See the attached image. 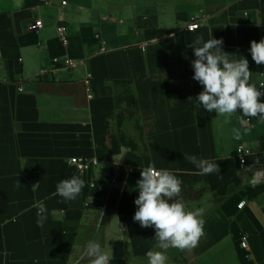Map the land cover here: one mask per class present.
I'll return each mask as SVG.
<instances>
[{
    "label": "crops",
    "instance_id": "crops-1",
    "mask_svg": "<svg viewBox=\"0 0 264 264\" xmlns=\"http://www.w3.org/2000/svg\"><path fill=\"white\" fill-rule=\"evenodd\" d=\"M173 2L0 0V264H90L89 240L112 253L111 264H148L147 251L159 249L154 227L133 220L136 182L149 164L179 179L199 174L184 153L217 161L222 178L187 183L205 188L184 201L186 210H203L205 234L191 250L169 248L166 264H264V177L254 182L247 168L264 170V120L241 124V110L220 116L188 99L203 90L191 65L197 36L222 38L231 58L249 61L250 83L264 85V64L249 51L264 38V0ZM74 158L88 167L80 172ZM113 166L127 174L103 224ZM73 175L85 181L81 194L53 195Z\"/></svg>",
    "mask_w": 264,
    "mask_h": 264
},
{
    "label": "clouds",
    "instance_id": "clouds-1",
    "mask_svg": "<svg viewBox=\"0 0 264 264\" xmlns=\"http://www.w3.org/2000/svg\"><path fill=\"white\" fill-rule=\"evenodd\" d=\"M189 47L195 56L191 62L193 79L203 86L194 101L192 97L188 98L197 109L203 108L209 113L228 117L241 110V124L247 123L251 118L264 119V102L260 99L264 92L259 90L264 89V85L258 89L255 84L250 83L252 72L246 58H231V54L223 50V39L212 36L207 41L203 36H197ZM249 51L257 65L264 64V38L259 42L252 40ZM233 135L235 139H240V130L234 128ZM183 157L199 170L200 175L215 174L222 178L217 161L187 153ZM247 168L253 171L254 182L264 177V170H253V165ZM182 183L171 171L158 170L153 164L142 167L140 171V179L136 182L139 195L134 200L137 209L133 220L142 228L154 227V239L157 242L155 247L159 249L147 251L148 264H166L165 253L169 248L191 250L205 234L203 210H186L187 206L180 196ZM84 186L85 181L73 175L59 181L53 195L62 197L64 201H73L81 194ZM34 207L37 208L36 224L43 227L47 219V208L43 201ZM83 257L90 264H111L113 259L112 253L105 252L96 240L86 243Z\"/></svg>",
    "mask_w": 264,
    "mask_h": 264
},
{
    "label": "trees",
    "instance_id": "trees-1",
    "mask_svg": "<svg viewBox=\"0 0 264 264\" xmlns=\"http://www.w3.org/2000/svg\"><path fill=\"white\" fill-rule=\"evenodd\" d=\"M126 170L122 166H113L110 174L107 178L109 184V193L105 203L104 215L102 218V223L107 224L113 217L121 190L124 185V181L126 178ZM205 176L200 174H181L182 180V191L180 196L184 201L186 200H198L202 197L205 192V188L202 189H194L191 186L187 187V183L189 182H199L204 180Z\"/></svg>",
    "mask_w": 264,
    "mask_h": 264
},
{
    "label": "built area",
    "instance_id": "built-area-1",
    "mask_svg": "<svg viewBox=\"0 0 264 264\" xmlns=\"http://www.w3.org/2000/svg\"><path fill=\"white\" fill-rule=\"evenodd\" d=\"M62 5H66V2H62ZM42 26H43L42 21H37L35 23L34 28L40 29V28H42ZM198 27H199L198 24H192V25L188 26V29L189 30H196V29H198ZM57 35H58V38L60 39V41L62 42V44H64V45L67 44L66 29L64 27L60 26L57 28ZM96 38H99V37L96 36ZM67 65L68 66H74V62L67 61ZM91 96L92 95L89 94V98H91ZM246 154L247 153L244 151V148L241 145H239L237 147V158H238L241 165L245 164ZM71 163L73 165H75L80 172H83L88 167V164H89V162L87 160H79L77 158L72 159ZM94 163H96V162H94ZM244 205H245V203H241L239 205V208L242 209L244 207ZM242 245H243V247H246V243H243Z\"/></svg>",
    "mask_w": 264,
    "mask_h": 264
},
{
    "label": "rangeland",
    "instance_id": "rangeland-1",
    "mask_svg": "<svg viewBox=\"0 0 264 264\" xmlns=\"http://www.w3.org/2000/svg\"><path fill=\"white\" fill-rule=\"evenodd\" d=\"M193 1L194 0H174V4H176L177 6L178 5H180V6H184V5H191V4H193ZM193 10H195V11H200V9H193Z\"/></svg>",
    "mask_w": 264,
    "mask_h": 264
}]
</instances>
